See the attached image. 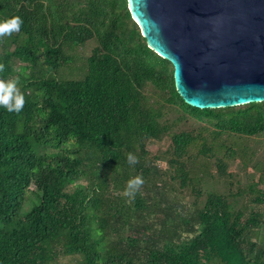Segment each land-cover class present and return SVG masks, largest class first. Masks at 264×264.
Wrapping results in <instances>:
<instances>
[{
	"label": "trees",
	"instance_id": "16d2710c",
	"mask_svg": "<svg viewBox=\"0 0 264 264\" xmlns=\"http://www.w3.org/2000/svg\"><path fill=\"white\" fill-rule=\"evenodd\" d=\"M15 15L0 264H264V101L187 104L127 0H0Z\"/></svg>",
	"mask_w": 264,
	"mask_h": 264
},
{
	"label": "water",
	"instance_id": "95a60500",
	"mask_svg": "<svg viewBox=\"0 0 264 264\" xmlns=\"http://www.w3.org/2000/svg\"><path fill=\"white\" fill-rule=\"evenodd\" d=\"M147 46L197 108L264 101V0H127Z\"/></svg>",
	"mask_w": 264,
	"mask_h": 264
},
{
	"label": "clouds",
	"instance_id": "9594fccd",
	"mask_svg": "<svg viewBox=\"0 0 264 264\" xmlns=\"http://www.w3.org/2000/svg\"><path fill=\"white\" fill-rule=\"evenodd\" d=\"M22 25L23 19L19 15L0 21V37L4 35L10 36L14 31H20ZM4 67L5 65L0 63V71H2ZM24 103L25 99L18 86L17 79L0 80V106L9 112H19L22 110ZM128 159L130 163L136 162V157L131 154H129ZM143 182V179L139 176L129 180L126 193L134 198L135 192Z\"/></svg>",
	"mask_w": 264,
	"mask_h": 264
},
{
	"label": "rangeland",
	"instance_id": "374dc122",
	"mask_svg": "<svg viewBox=\"0 0 264 264\" xmlns=\"http://www.w3.org/2000/svg\"><path fill=\"white\" fill-rule=\"evenodd\" d=\"M149 149L151 151H155L157 149L156 143H154L152 146H150ZM236 169H237V167L234 166V170H236ZM67 259H68L67 257H62V258L60 257V258H58V263L63 264L66 262Z\"/></svg>",
	"mask_w": 264,
	"mask_h": 264
}]
</instances>
